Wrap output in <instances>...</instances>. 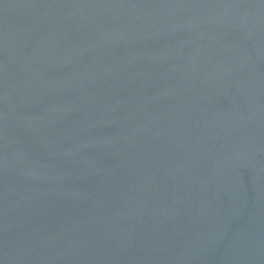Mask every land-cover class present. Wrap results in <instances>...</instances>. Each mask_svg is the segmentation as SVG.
Segmentation results:
<instances>
[{
    "label": "water",
    "instance_id": "1",
    "mask_svg": "<svg viewBox=\"0 0 264 264\" xmlns=\"http://www.w3.org/2000/svg\"><path fill=\"white\" fill-rule=\"evenodd\" d=\"M0 264H264V0H0Z\"/></svg>",
    "mask_w": 264,
    "mask_h": 264
}]
</instances>
